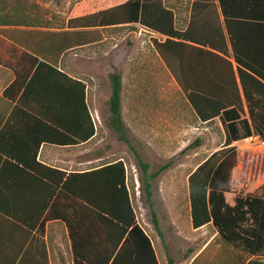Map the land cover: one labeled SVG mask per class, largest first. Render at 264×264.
<instances>
[{"label": "trees", "instance_id": "trees-1", "mask_svg": "<svg viewBox=\"0 0 264 264\" xmlns=\"http://www.w3.org/2000/svg\"><path fill=\"white\" fill-rule=\"evenodd\" d=\"M114 2L117 0H84L75 7L65 29H38L20 22H2L0 26L5 28L0 30V66L15 76L3 91V97L14 99L15 93L19 98L14 112L40 115L35 105H28L35 79L42 72H49L72 81L57 70L59 60L70 50L99 43L101 27L139 24L166 36L155 48L161 57L176 59L179 85L197 119L204 123L218 119L224 130L222 152L210 155L194 172L205 169L203 181H195L194 174L189 177L192 228L210 225L214 230L213 238L189 264H195L213 243L237 251V264H264V183L251 193L236 196L233 203L226 200L236 166V152L230 146L249 136L264 140V115L255 114L248 107V119L243 118V72L236 44L232 43L234 68L228 60L194 50L182 42L188 40V32L181 34L175 30L173 13L160 0H127L101 11L102 6ZM244 2L247 0H218L226 23L241 21ZM108 79V125L118 140L127 144L121 117V78L114 72ZM80 86L83 94L84 86ZM23 106L27 112L22 110ZM82 107L87 120L84 138L87 141L93 136L94 128L83 101ZM42 141L43 138L35 140V151ZM136 159L146 174L148 166L138 156ZM16 167L26 171L24 162H17ZM164 169L161 167L142 179L151 223L160 239L162 234L150 200V181ZM72 177H66L61 186L54 188L53 211L44 218V221L58 219L65 224L72 264H159L150 237L137 222L124 162H105L95 170L80 174L79 185Z\"/></svg>", "mask_w": 264, "mask_h": 264}, {"label": "crops", "instance_id": "crops-1", "mask_svg": "<svg viewBox=\"0 0 264 264\" xmlns=\"http://www.w3.org/2000/svg\"><path fill=\"white\" fill-rule=\"evenodd\" d=\"M173 18L175 30L181 34L188 32V40L182 42L194 50L226 59L234 68L232 43L236 44L243 72V118L248 119V107H252L255 114L264 115V0L244 2L241 5V21L226 23L218 0H191L189 22L185 29H177L174 14ZM122 27L137 29L132 37L135 44L143 33L153 36L158 43L167 39L139 24H129L99 28L102 40L97 44L107 40L103 30ZM86 47L90 46L70 50L59 60L57 70L72 81L47 74L49 72H42V76L35 79L30 93L32 101L28 105H35L40 115L20 110L14 112L19 95L14 93V99H10L3 97V91L15 76L11 70L0 66L6 71V83L0 90V264H62L64 253L69 255L72 264L65 224L58 219L44 221L46 215L53 211L54 188L61 186L63 180L71 175L74 183L79 185L80 174L95 170L105 162L121 160L126 168L122 157L109 154L103 148V134H107L108 129L102 125L95 93L93 109L96 119L91 113L88 93L93 80L87 78V74L91 73L75 67L71 59L72 51ZM113 73L114 69L109 70L107 77ZM130 73L133 76L139 74L138 69ZM120 78L122 106L123 79ZM80 84L84 86L83 94ZM136 85L137 80L133 78L131 96L135 107ZM82 101L88 107L94 128L93 136L87 141L84 139L87 120ZM22 110L27 112L24 106ZM108 121L109 114L106 124L113 131ZM39 138L44 141L35 151V140ZM18 160L24 162L25 172L16 167ZM63 242L66 252L63 251Z\"/></svg>", "mask_w": 264, "mask_h": 264}, {"label": "rangeland", "instance_id": "rangeland-1", "mask_svg": "<svg viewBox=\"0 0 264 264\" xmlns=\"http://www.w3.org/2000/svg\"><path fill=\"white\" fill-rule=\"evenodd\" d=\"M83 1L0 0V24L8 21L38 29H65L68 20L74 16L75 7ZM125 1L117 0L102 6L101 11ZM160 1L174 14L175 27L185 29L189 22L191 0ZM2 28L5 27L0 26V30ZM136 30L132 27L103 30L107 38L105 42L74 50L71 59L75 67L91 73L87 74V78L93 80L90 81L92 87L88 93L91 113L96 119L93 109L95 93L102 125L108 129V133L103 134V148L126 162L136 219L150 237L159 264H189L214 236L210 225L192 228L189 177L210 155L222 152L224 130L218 119L208 123L197 119L186 93L179 85L176 59L161 57L155 48L158 41L149 34L143 33L135 44L132 37ZM113 69L123 79L121 110L127 144L120 142L116 133L106 124L109 114L107 100L110 95L107 72ZM133 69H138L139 74L131 75ZM5 72L0 68V90L6 83ZM133 78L137 80L136 107L131 96ZM239 145L236 142L230 148L236 150ZM137 156L142 164L148 166L146 174L137 164ZM161 167L165 169L150 181V200L162 239L153 229L142 187V179ZM204 174L205 169L195 173V181L202 182ZM175 182L176 185H173ZM258 184L261 185L259 182L256 186ZM239 194H242L241 189L231 185L226 200L233 203ZM223 246L211 244L195 264H237L238 252ZM63 251L66 252L65 242ZM62 264H70L69 255H62Z\"/></svg>", "mask_w": 264, "mask_h": 264}, {"label": "built area", "instance_id": "built-area-1", "mask_svg": "<svg viewBox=\"0 0 264 264\" xmlns=\"http://www.w3.org/2000/svg\"><path fill=\"white\" fill-rule=\"evenodd\" d=\"M236 166L232 172L231 185L241 189V196L254 191L264 182V140L249 136L237 142ZM261 183L256 186V183ZM240 195V194H239Z\"/></svg>", "mask_w": 264, "mask_h": 264}]
</instances>
